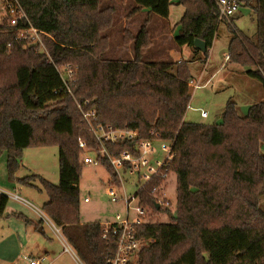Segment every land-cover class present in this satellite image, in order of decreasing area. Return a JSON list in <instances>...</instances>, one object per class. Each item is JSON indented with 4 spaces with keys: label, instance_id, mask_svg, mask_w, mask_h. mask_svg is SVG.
I'll return each mask as SVG.
<instances>
[{
    "label": "trees",
    "instance_id": "16d2710c",
    "mask_svg": "<svg viewBox=\"0 0 264 264\" xmlns=\"http://www.w3.org/2000/svg\"><path fill=\"white\" fill-rule=\"evenodd\" d=\"M18 1L29 24L10 26L4 16L0 24V157L6 155L5 171L14 180L24 149L57 147L58 185L34 174L14 181L25 186L40 181L39 191L47 196L42 212L60 229L79 262L109 264L115 252L111 232L103 238V224L80 222V142L97 152L108 182L117 184L77 107L87 101L83 109H95L97 124L137 133L132 140L105 143L112 157L125 151L136 156L138 144L147 140L171 146L167 166L133 195L149 215L135 228V238L151 242L131 264H264V99L251 104L243 117L228 101L219 125L185 121L193 66L175 61L167 51L165 57L152 59L155 42L148 28L151 16L168 18L173 0ZM217 1L177 0L183 15L173 44L197 54L193 42L199 39L207 58L224 24L227 61L259 82L264 97V0H236L251 10L252 35L233 21L219 20ZM121 7L127 21L148 16L134 33L113 27ZM29 26L41 38L49 37L47 54L39 50V42L19 37ZM115 42L131 50V60L108 58ZM67 66L72 73L68 78L63 71ZM170 174L175 177L176 210L160 223L152 218L163 210L156 201ZM7 202L0 193V216ZM40 226L41 221L34 224Z\"/></svg>",
    "mask_w": 264,
    "mask_h": 264
},
{
    "label": "rangeland",
    "instance_id": "374dc122",
    "mask_svg": "<svg viewBox=\"0 0 264 264\" xmlns=\"http://www.w3.org/2000/svg\"><path fill=\"white\" fill-rule=\"evenodd\" d=\"M117 2V0H114ZM125 4V2H124ZM1 7V5H0ZM124 8V7H123ZM117 12L113 27L134 31L142 24L148 16H140L137 20H125L127 11L124 9ZM183 15L182 6L173 0L169 7L167 19L151 16L148 28L153 30L152 59L165 57L166 52L179 63H189L193 66L191 70L193 84L190 87V102L185 113V121L188 123H203L219 125L223 122L222 110L228 101L235 103L239 116H246L248 108L254 102L264 99L261 86L256 80L245 75V69L229 63L226 59L228 54L229 35L226 26L221 24L217 32V39L209 50L208 57L204 58L201 52L193 53L188 47L176 48L173 44L175 25ZM251 10L249 7L239 5L235 15L223 23L234 22L235 26L248 35L254 32V25L250 22ZM234 18V19H233ZM2 12L0 11V24L2 23ZM49 37H40L39 50L48 53L44 43ZM169 49V50H167ZM132 52L126 46L115 42L111 46L108 58L111 60L129 61ZM175 57V58H174ZM201 63L204 65L200 66ZM61 70V69H60ZM199 85L194 89L193 85ZM195 86V85H194ZM200 112L207 117H200ZM168 144L167 142H165ZM161 143L153 144L154 152L149 155L151 163L163 162L167 153L160 149ZM83 157H89L97 161V152H84ZM82 160V159H81ZM6 155L0 157V190L6 193L8 202L2 216H0V264H28L23 257H40L49 255L54 261L52 264H79L71 254L70 249L65 251L64 245L58 240L54 229L48 223V219L42 212V205L47 202V196L42 190L39 180H33L32 186H25L16 178H24L32 174L46 180L50 184L59 183L58 149L56 146H30L24 149L18 160L19 168L14 173V180H9L5 171ZM144 172V170H142ZM124 182L122 185L112 184L108 181L110 177L107 169L98 162L97 166L82 165L79 177V215L82 224L107 221L113 222L119 215L121 219L126 218L125 200L133 197L134 193L145 183L136 174L129 176L121 174ZM112 189L118 201H114L109 190ZM159 207L162 208L152 220L160 223L169 221L170 215L176 210L175 177L170 174L167 182L158 196ZM87 199L88 202H84ZM264 205V198L261 199ZM136 200L130 203L129 220L140 219L146 221L148 218L138 217L135 209ZM21 215L24 219L16 216ZM25 221L31 222L29 225ZM41 221L40 227H34ZM41 230V231H40ZM136 260V259H135Z\"/></svg>",
    "mask_w": 264,
    "mask_h": 264
},
{
    "label": "built area",
    "instance_id": "2783aa9c",
    "mask_svg": "<svg viewBox=\"0 0 264 264\" xmlns=\"http://www.w3.org/2000/svg\"><path fill=\"white\" fill-rule=\"evenodd\" d=\"M0 11L2 12V17H6V21L10 26H19L20 24H29L28 18L23 11L18 0H0ZM217 8L219 14V20H229L232 18L238 9V4L236 0H218ZM42 33L38 32L36 29L31 26L27 27L24 31L19 34L20 38L30 39L35 42H40V37ZM227 59V57H226ZM66 77H70L72 75L70 67L67 66L63 69ZM193 81L191 82V86ZM195 85V86H194ZM193 88L196 90L199 88V85L194 84ZM67 88V86H66ZM69 92V90H68ZM89 106V103L83 102V104H77V107L81 113V117L87 128L91 131L94 140L101 147V157L105 158L110 164L116 178L117 184L122 185L124 179L121 174L127 172L129 176L136 174L139 179H144L145 184L149 183L153 177L159 174L161 168L166 167L168 162L171 159V146L170 144H166L165 142H160V149L167 153V158L163 162L156 161L155 163H151L149 160V155L154 152L153 144L156 141H143L138 144L136 151L137 155L133 156L130 152L125 151L120 154L118 157H112L107 153L104 149V144L107 142L117 143L123 142L126 140H132L136 138L137 133L135 131H130L127 129L115 130L109 126H101L97 124L96 112L93 107H90L86 110L83 107ZM200 117L205 118L207 114L204 112H200ZM79 148L83 151L88 152L86 145L83 142L79 143ZM98 157V155H97ZM82 162L84 165H98L97 161L91 160L89 157H83ZM144 170V172H142ZM167 177V176H165ZM142 185V186H143ZM141 186V187H142ZM158 189L154 188L153 193H156ZM163 190L160 189V191ZM110 196L113 197V200L116 202L118 198L112 189L109 190ZM135 200L134 196L129 200H125L124 206L126 209V218L121 219L119 215L115 217L113 222L107 221L103 223L105 226L103 238H106L110 232L111 237L115 240V252L109 264H131L135 261L137 253L141 248L146 246L151 240H138L135 238V228L140 225L142 222L140 219L129 220L128 212L130 203ZM84 202H88L87 199H84ZM159 202V198L156 203ZM159 205V204H158ZM138 217H147L148 213L145 209L137 206L135 209ZM147 221V220H146ZM50 226L54 229L55 234L58 240H62L63 237L60 233V229L53 226V224L48 221ZM109 226H114L110 229ZM65 251H68L70 247L65 246ZM23 260H26L28 264H46L49 260L46 256L40 257H23Z\"/></svg>",
    "mask_w": 264,
    "mask_h": 264
},
{
    "label": "water",
    "instance_id": "95a60500",
    "mask_svg": "<svg viewBox=\"0 0 264 264\" xmlns=\"http://www.w3.org/2000/svg\"><path fill=\"white\" fill-rule=\"evenodd\" d=\"M193 47H194V49L198 50L201 53H205L206 50H207L205 43L203 41L199 40V39H195L194 40ZM156 208L157 209L159 208L158 204L156 205Z\"/></svg>",
    "mask_w": 264,
    "mask_h": 264
},
{
    "label": "crops",
    "instance_id": "0c3cea01",
    "mask_svg": "<svg viewBox=\"0 0 264 264\" xmlns=\"http://www.w3.org/2000/svg\"><path fill=\"white\" fill-rule=\"evenodd\" d=\"M234 19V18H233ZM215 42V41H214ZM213 42V43H214ZM175 58V57H174ZM175 60V59H174ZM200 87V86H199ZM0 193H3V194H5L6 195V193H4V192H2L1 190H0ZM47 218V217H46ZM61 241V244H63L64 245V247L65 246H68L67 244H66V242H65V240L64 239H62V240H60ZM70 251H71V254L73 255V257H74V259L79 263V264H81L80 262H79V260L77 259V257L75 256V254H74V252L72 251V249H70ZM44 256H46V257H48L49 258V260L47 261V263L46 264H52L53 263V259L52 258H50V256L49 255H44Z\"/></svg>",
    "mask_w": 264,
    "mask_h": 264
}]
</instances>
